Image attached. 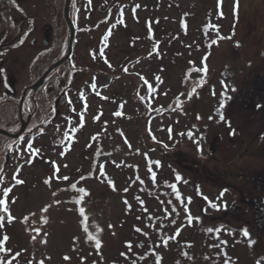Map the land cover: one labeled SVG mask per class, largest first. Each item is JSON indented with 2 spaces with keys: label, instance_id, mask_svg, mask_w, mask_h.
I'll return each instance as SVG.
<instances>
[{
  "label": "rangeland",
  "instance_id": "obj_1",
  "mask_svg": "<svg viewBox=\"0 0 264 264\" xmlns=\"http://www.w3.org/2000/svg\"><path fill=\"white\" fill-rule=\"evenodd\" d=\"M66 1L10 0L19 9L16 21L0 17L1 29L16 28L19 38L13 58L4 53L0 60L3 69L0 99H5L9 93H14L16 99V104L9 105L0 101V108L9 111L6 115L12 116V109L17 111L23 91L31 90L27 88L48 66L62 58L71 32L64 16ZM234 3L235 0H223L218 8L217 0H91L90 5L89 0H72L70 16L76 36L71 60L63 62L44 86L36 90L38 110L20 135L24 140L0 134L3 166L5 154H10L12 163L20 161L23 165L21 168L11 164L8 169L4 168L3 186L14 184L12 177L17 171V178L25 181L16 185L9 196L16 219L0 229V239L4 234L10 237L5 246L13 253L21 252L13 264H39L40 260H44V264H81V257L85 258L84 264L94 261L96 264H132L133 261L155 264L152 252L163 257L161 264H177V261L179 264H224L225 256L217 255L221 248L231 258L229 264H256L257 260L264 264V199H260L264 198V189L258 191L264 186V0H239L235 15ZM121 11L124 24L119 23ZM220 11L222 17L218 14ZM30 24L36 33L32 37L38 39L34 49L29 42L30 34L20 43ZM211 25L219 26L220 35L232 38L209 46L217 35ZM46 26L50 28L48 31ZM110 30L105 47L103 37ZM43 38L49 41L47 46ZM236 42L239 47L235 46ZM100 49H104L105 58L113 68H108L99 57ZM149 52H152L151 57ZM92 54L97 58L93 59ZM205 56L208 57L207 82L188 100L186 94L201 78V74L193 72L186 80V73L193 67L189 62L202 67ZM125 66L128 73L123 71ZM136 73L157 89L152 97H148L147 85L140 86L142 81ZM156 75L162 78V84H156ZM222 80L229 85L227 95L231 97L222 109L225 121H219L217 111L222 99ZM93 82L97 84L95 91L90 88ZM232 87L236 90L232 91ZM137 92L146 99L140 100ZM81 93L85 99H81ZM102 96L108 99H101ZM177 97L183 103V111L172 110L176 109ZM85 102L88 105L85 125L72 133L71 128L77 126L78 114ZM31 105L24 106V110L31 111ZM117 110L123 115L114 116ZM99 112L103 115L94 122L93 117ZM169 127L172 139H169ZM14 129L10 131L16 133L21 127ZM38 129L43 130L42 134ZM233 129L235 135H230ZM65 131L71 140L64 139ZM189 131L194 133L193 139L188 138ZM93 136L98 139L93 140ZM29 140L43 153V159L37 156L30 165L24 163ZM194 140L199 141L200 151ZM61 151L65 152L64 156L60 155ZM50 160L61 166L68 165L66 169L61 167L60 172L70 177L68 181L53 180L51 187L43 183L53 172L50 163L45 162ZM148 160H159L162 164L159 169L152 165L157 172L155 185L147 171ZM99 164H104L106 177L99 176ZM90 173L92 178L79 181L81 175ZM176 173L187 181L179 182L178 189L183 198L191 197L188 205L191 215L201 219V222L194 220L192 226H186L184 207L165 184L175 182ZM137 175L144 184L136 181ZM107 178L114 181L116 190L109 186ZM77 181V187H84L89 193L81 205L74 203L79 194L69 188ZM197 186L200 194L195 190ZM125 188L129 190L125 192ZM224 189L227 192L217 200ZM137 196L144 201L147 212L135 199ZM13 197L17 199L11 204ZM203 197L220 204V209L211 208ZM253 197H259L258 204L251 203ZM125 199L132 206L130 211L123 202ZM170 199L172 204L168 203ZM55 200L61 203L55 205ZM49 204L53 206L48 212H42ZM174 206L179 215L172 213L165 218V209L172 212ZM79 207H85L89 230L94 235L97 226L102 229L98 234L102 241L100 254L94 242L86 241ZM150 215L151 221L148 220ZM25 216L29 217L27 224L21 222ZM42 216L48 219L46 225L41 224ZM231 216L238 220L234 221ZM173 219L175 224L171 222ZM259 220L261 231L256 226ZM219 226L234 234L222 231L220 239L226 240L227 245L209 247L218 240L215 233L208 234L204 229ZM33 227L41 228L34 242L31 237L35 233L26 230ZM135 227L148 236L135 232ZM245 228L255 241L251 247L248 238L241 235L240 230ZM177 229H181L179 236L170 240L167 248L163 247L160 237L174 235ZM44 233H48L46 244L40 242ZM74 238H78L75 244ZM128 241L133 245L131 252L126 247ZM140 243L143 247L137 246ZM188 243L192 246L187 247ZM157 244L161 246L156 247ZM183 252L192 259L182 255ZM65 255L70 260H64Z\"/></svg>",
  "mask_w": 264,
  "mask_h": 264
},
{
  "label": "snow or ice",
  "instance_id": "obj_2",
  "mask_svg": "<svg viewBox=\"0 0 264 264\" xmlns=\"http://www.w3.org/2000/svg\"><path fill=\"white\" fill-rule=\"evenodd\" d=\"M222 3H223V0H217L218 8H221ZM90 4H91V0H89V5ZM136 7H139V5H137ZM238 7H239V0H235L234 7H233L234 15L236 14V12L238 10ZM134 12H135V9H133V13ZM218 14L221 17L223 16V12L222 11H220ZM119 15L121 17L120 20H119V23L120 24H124L123 12L121 11L119 13ZM185 15H188V14L186 13ZM113 27H115V26H113ZM211 28L217 35H216V39H212L211 40V44L209 46L218 45L219 41L222 40V39H231L232 38V36L225 37V36L220 35L219 34V26L218 25H211ZM151 31H152V29H151V26L149 25V33H150V35H151ZM110 35H111V30L109 31L108 35H105L103 37V43L105 44V47L108 46V40H109V36ZM233 35H234V32H233ZM20 43H23V40H21ZM235 46L239 47L240 46L239 42H236ZM148 55H149V57H151L152 52H149ZM92 56H93V59L97 58V56L95 54H92ZM99 57L104 59V63L108 66V68H110V69L113 68V65L111 63H109L108 60L105 58L104 49H100L99 50ZM207 58H208L207 56L202 58V61H201V64L203 65L202 67L194 66V62L193 61L189 62V64L193 65V67H191L189 72L186 73V80L191 77V74L193 72L201 74V78L196 80L195 86H193L191 91H189L186 94L188 100H191L193 95L197 93V88L202 87L207 82L206 81V77H207V73H208V66H207V63H206ZM137 63H139V60H137ZM123 71L125 73H128L129 72L128 67H126V66L123 67ZM161 71H163V69H161ZM0 72H3L2 68H0ZM135 75H137L139 77V80L142 81V85H140L141 87L143 85H147L148 97H152L153 94L157 91V89L154 88L153 85L151 83H149V81L143 75H141L140 73H136ZM93 79L95 80V78H93ZM154 80H155L156 84H162L163 83V80H162V78L159 75H156L154 77ZM221 84H222V87H223V91L221 92V98L222 99H221V102H220V105H219V109L217 111H218V114H219V121H225V117L223 115L222 109L225 106V101L231 99V97L227 95L228 89H229V85L226 84L223 80L221 81ZM90 88L93 91H95L96 88H97V84L95 82L91 83L90 84ZM231 90L235 91L236 89L234 87H232ZM95 94L97 96H100L99 92H95ZM165 95H167V93H165ZM181 95H184V94H181ZM213 95H215V91L214 90H213ZM80 96H81V99H85L83 93H81ZM137 96H138V98L140 100L146 99V97L143 96V95H140L139 92H137ZM101 99L107 100L108 97L102 96ZM69 104L71 105V101L70 100H69ZM148 107H151V104H149ZM257 107H260V105H257ZM177 109H180L181 111H183V103L179 99V97H177V99H176V109H172V110L175 111ZM87 110H88V105L85 102L82 111L78 114L79 119H78V122H77V126L71 128V132L72 133H75V132L79 131L81 128L84 127V125H85V113L87 112ZM154 110L155 111H160V109H154ZM72 111H75V109H72ZM102 115H103V113L99 112L96 116L93 117V121L94 122L99 121L100 117ZM113 115L116 116V117H120V116L123 115V113H122V111L117 110V111H115L113 113ZM197 119H200V117H197ZM209 119H212V117H209ZM33 127H36V125L34 124ZM229 127H231L230 123H229ZM31 131L32 130L29 129V132H31ZM38 131L41 134L43 132L42 129H38ZM57 131H59V128H57ZM168 131H169V139H172V135H171L172 130H171L170 127H169ZM179 135L183 136L185 134L184 133H180ZM230 135H235V130L234 129L230 132ZM187 136H188L189 139H193L194 133L192 131H189L187 133ZM63 137L66 140H71L72 139V137L69 136V133L67 131H65L63 133ZM152 138H153V140L156 139L154 136ZM19 139H20V141H23L24 137L21 136V137H19ZM92 139L96 140V139H98V136H93ZM157 142L160 143L159 141H157ZM193 142L197 143V150L200 151L201 148H200V145H199V141L198 140H194ZM125 144L129 147V149H131V144L127 141V139H125ZM88 147H91V145H88ZM164 147L167 148L168 146L164 145ZM24 151L28 154L27 158L24 160L25 164H29V165L32 164L33 161H34V158L37 157V156H39L41 159H43L42 150L40 148H38V147H34L33 142L31 140H29L27 142V146H26ZM137 154H139V150L138 149H137ZM60 155L64 156L65 152L61 151ZM144 155L147 156L146 153ZM45 162L46 163H50V165H51V167L53 169L52 174L49 177L44 179L43 183L45 185L51 187V184H52L53 180L66 182V181H68L70 179V177L68 175H60L61 167L66 169V168H68L67 164H64L63 166H61L54 160L45 161ZM113 163H115V162H113ZM153 164L156 166L157 169L161 168L162 164H161V162L159 160H155V161L148 160L147 161V165H146L147 171L150 174V179H151L152 183L155 185L157 183V172L153 171V168H152ZM116 166L120 167L121 165L117 164ZM20 167L22 168L23 165H20ZM137 170H138V166H137ZM98 171H99V176L100 177H106L104 164H99L98 165ZM18 175H19V172L17 171V173H15L13 175V177H12V180L14 181V184H10L9 186L4 187L3 185H4L5 179H6L5 178V174H4V166L0 165V197H2V198H0V229H3L5 227V223L10 224L16 219V217L13 216L12 212H11L9 196H10V193H12L13 188L16 185H22L25 182L22 179H18L17 178ZM89 178H92V174L91 173L89 174V176L81 175L80 178H79V181H84V180L89 179ZM79 181L73 182L71 185H69L70 189L76 191L79 194V198L74 201V203L76 205H81L84 202L85 197H87L89 195V193L87 192V190L84 187H77V184L79 183ZM136 181H139L140 184H144V181L139 177V175L136 176ZM181 181H183L184 183H187V181L184 180L183 177L180 174L176 173L175 174V182H172V183L165 182V184L167 185L168 188L171 189V193L174 195L175 200L179 201L180 205L184 207V210H185V213H186L185 219L187 221L186 226H192L194 220L196 222H201V219H200V217H193L191 215V213L189 211V207H188V205L191 203V197L183 198L182 197V193L178 189V183L181 182ZM134 182L135 181H133V183ZM107 183L109 184V186L112 187L113 190H116L115 189V183H114V181L111 178H107ZM67 190L68 189H61V191H67ZM128 190H129L128 188L124 189L125 192H127ZM195 190L197 191L198 194H200V190H199L198 186L196 187ZM225 192H227V189H224L220 193V196L217 197V200L222 199V197L225 194ZM53 195L55 196L56 193L54 192ZM203 198L208 201V205L211 208H213L215 210H219L220 209L221 205L218 204L217 202L210 201V200H208L207 197H203ZM16 199H17V197H13L11 199V204H14L16 202ZM135 199L139 202L140 206L142 207V210L144 212H147L148 211L147 208L143 207L144 201L139 196L135 197ZM185 199L187 200V203H185ZM123 202L126 205L127 210L130 211L132 206L128 202V200L125 199ZM53 203L55 205H59L61 203V201L60 200H55ZM161 203H163V201H161ZM168 203L172 204V200L170 199L168 201ZM52 206H53L52 204L46 205L41 211L46 213V212H48L49 208H51ZM223 207L226 209L227 208V204L225 203L223 205ZM205 211H206V209H205ZM78 213L83 218L80 221V224L82 226L83 232L86 234V241L94 242V248H95L97 254H100V249L102 248V241L99 238L98 234L100 232H102V229L97 226L96 227V233L97 234L94 235L89 230L90 229L89 216L85 214V207H79L78 208ZM172 213H176L177 215H179V213L177 212V209H176L175 206L172 208V212H168V210L165 209V218L171 217ZM30 215L34 216L35 213H31ZM28 219H29V217L25 216L21 222L27 224ZM137 219L139 220L140 217L138 216ZM152 219H153V217L151 215L148 216V220L149 221H151ZM171 222H172V224L176 223V221L174 219ZM47 223H48L47 217H43L42 216L41 217V224L42 225H46ZM148 226L151 227L152 225H148ZM108 227L111 228L112 225H109ZM163 227H164V225H161V228H163ZM26 230L35 233V235H32V237H31L33 242L36 240L37 236H39L41 234V228H38V227H33V228H30V229H26ZM134 230L137 233H140V234H142L144 236H148V233L144 232L139 227H135ZM180 231H181V229H177V231H176V233L174 235H162L160 237V240H161V243H162L163 247L167 248L168 245H169V241L170 240H175L176 237L179 236ZM204 231L206 233H208V234L215 233V238L218 240V243L209 245V247H215V248H221L222 245H227V241L226 240L220 239V233L222 231H224L228 235H233L234 234L232 231L225 229L224 226H219V227H216L215 229H213L212 227H208V228L204 229ZM240 231H241V235L243 237L248 238V246L251 247L255 243V241H253L250 238V234L247 231V229L246 228L245 229H241ZM47 235H48V233H44V239H41V241H40L42 244H46L47 243V239H46ZM9 240H10V237L7 234H4L2 239H0V254H3V255H0V264H13V262L18 257L21 256V252L13 253L11 248H8V247L5 246L6 243ZM77 240H78V238H74V244L77 242ZM137 246L138 247H143V243H140ZM160 246H161L160 244L156 245V247H160ZM191 246L192 245L190 243L187 244V247H191ZM126 247L128 248L129 252H131L133 245H132V243L130 241H128V242H126ZM152 254L155 256V264H161V261H162L163 257L161 255H159L158 253H155V252H152ZM221 254H223L225 256L224 264H229L231 258L227 256V253L223 251V248H221V252L218 253L217 255H221ZM121 255L126 257L125 253H121ZM182 255H184L188 259H192V257L188 256L187 252H183ZM140 258L143 259L144 257H140ZM49 259H50V257H49ZM63 259L67 261V260H70V257L65 255L63 257ZM84 259H85L84 257H81V264H84ZM205 259H208V257L206 256ZM262 259H264V258H262ZM30 264H31V262H30ZM39 264H44V260H40ZM93 264H96V262L94 261ZM132 264H135V261H133ZM177 264H179V261H177ZM256 264H260V260H257Z\"/></svg>",
  "mask_w": 264,
  "mask_h": 264
},
{
  "label": "flooded vegetation",
  "instance_id": "obj_3",
  "mask_svg": "<svg viewBox=\"0 0 264 264\" xmlns=\"http://www.w3.org/2000/svg\"><path fill=\"white\" fill-rule=\"evenodd\" d=\"M12 1H14V0H12ZM17 11H19L18 6L15 5L14 3L11 4L10 0H0V14H1L0 17H1V19H2V16H3L4 18L5 17L6 18H14V21H16L15 19H17V17H18ZM64 16H65V13H64ZM13 24H14V22H13ZM16 24H17V22H16ZM31 24L29 25L30 28L27 27L28 31L25 32V34H24V36L22 38L23 41H25L27 39V35L28 34H30V37H32L33 34H36L34 32L35 29H34V27ZM10 26H11V24H10ZM6 28H9V27H6ZM24 29H25V26H22V30H24ZM49 29L50 28L48 26H46V30L48 31ZM37 40H38L37 37H32L29 40L30 45L32 46L33 49L35 47H37V43H36ZM3 42H4V44H3ZM68 43H69V41H68ZM43 44L45 46H47L49 44V41L47 39L43 38ZM3 45H4V47H3ZM18 45H19V38H18V35L16 33V28L13 29V27H10V29H7V31H6V29L2 30L1 27H0V60H1L2 55L4 53L8 54L9 56L11 55L12 58H13V56L16 54V50L18 48ZM67 50H68V45H67V48H65V52H64L63 56L67 53ZM61 57H62V55H61ZM50 76H51V74H50ZM43 86H44V84L41 87H43ZM37 91H33V90H28L27 92L23 91L20 101L17 102L18 103L17 111L14 112V109H12V112H11L13 114L12 116H8V115L5 114L6 112H9L8 110L0 108V128L8 130V131L18 127V125H19V128H20L21 125H22L21 118L24 119V120H26V119L28 120V118L30 117L29 122H28L30 124L32 122V119L34 118L36 110H38V106L36 104V102H37L36 101V95H35V93H37ZM24 93H25V95H24ZM9 94L10 95L5 97V99H3V100L0 99L2 104L4 102H6L5 104H7V105L13 104V103L16 104V99L14 97V93H9ZM27 103H29L30 105L32 104L31 105L32 110L28 111V112H26L24 110V106H30ZM19 105H21V106H19ZM21 107H22V109H21ZM11 133H13V132H11ZM0 134L3 135V133H0ZM4 135H6V134H4ZM6 136L9 137V138H12L9 135H6ZM13 139L14 140H17V139L20 140L19 138H13ZM2 157H3V152L0 151V165H3ZM4 157H5V161H4V168L5 169H8L11 166V164H12V166L14 164L16 166L17 165H21L20 161H15V162L12 163L10 154H5ZM13 167H15V166H13ZM5 169H4V171H5ZM245 213H246V211H245ZM227 218H229V217H227ZM232 219L234 221L238 220L236 217H234V218L232 217Z\"/></svg>",
  "mask_w": 264,
  "mask_h": 264
},
{
  "label": "water",
  "instance_id": "obj_4",
  "mask_svg": "<svg viewBox=\"0 0 264 264\" xmlns=\"http://www.w3.org/2000/svg\"><path fill=\"white\" fill-rule=\"evenodd\" d=\"M71 2L72 0H67L66 1V8H65V15H66V19L69 23V26H70V30H71V35H70V40H69V46H68V51H67V54L62 57L61 59L55 61L54 63H52L48 69L44 72V74L35 82L33 83L32 85H30L27 89H32L33 91H36L42 84H44L49 76V74L56 68L58 67L59 65H61L65 60L69 59L71 54H72V50H73V42H74V38H75V33H76V30H75V26L71 20V17H70V9H71ZM25 95V93H24ZM25 97V96H24ZM23 97V98H24ZM29 119L30 117L28 118V120H24L22 119V126H21V129L17 132V133H11L5 129H2L0 128V133H3V134H6V135H9L11 137H19L22 132L25 130L26 126H27V123L29 122Z\"/></svg>",
  "mask_w": 264,
  "mask_h": 264
},
{
  "label": "trees",
  "instance_id": "obj_5",
  "mask_svg": "<svg viewBox=\"0 0 264 264\" xmlns=\"http://www.w3.org/2000/svg\"><path fill=\"white\" fill-rule=\"evenodd\" d=\"M263 189H264V186H263V187H260V189H258V191H261V190H263ZM255 192H256V191H255ZM255 192H252V193H255ZM260 199H264V198H261V197H260ZM253 200H254V201H253ZM258 200H259V197H258V198H257V197H253L251 203L254 204V203L256 202V203L258 204ZM259 203H260V201H259ZM255 208L257 209V206H256ZM258 209L260 210V207H259ZM257 211H258V210H257ZM259 219H260V218H259ZM256 225H257L258 229L261 231L262 228H260V226H261V225H260V220H259V222H258Z\"/></svg>",
  "mask_w": 264,
  "mask_h": 264
}]
</instances>
